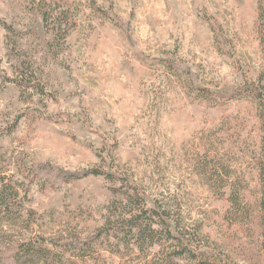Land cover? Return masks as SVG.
Listing matches in <instances>:
<instances>
[{
	"label": "rangeland",
	"instance_id": "rangeland-1",
	"mask_svg": "<svg viewBox=\"0 0 264 264\" xmlns=\"http://www.w3.org/2000/svg\"><path fill=\"white\" fill-rule=\"evenodd\" d=\"M38 1L0 0V175L26 190L0 225L5 253L29 239L89 238L136 194L146 210L166 206L175 224L198 228L190 239L208 257L264 264L255 226L227 222L226 196L209 189L233 185L250 208L259 197L257 110L228 98L259 70L258 0H76L64 41L43 27ZM44 164L113 177L23 182ZM154 228L161 245L144 253L122 235L94 249L107 263L185 264Z\"/></svg>",
	"mask_w": 264,
	"mask_h": 264
},
{
	"label": "trees",
	"instance_id": "trees-1",
	"mask_svg": "<svg viewBox=\"0 0 264 264\" xmlns=\"http://www.w3.org/2000/svg\"><path fill=\"white\" fill-rule=\"evenodd\" d=\"M94 3V2H93ZM39 12L43 27L54 38H61L63 41L76 27V0H39ZM255 31L260 48V66L253 84L243 86L232 93L228 98L231 100L245 99L254 103L257 110L259 122V141L256 156L252 158L253 164L259 177V197L255 205L245 203L240 190L235 186L224 182L215 181L210 191L221 196H226L228 210L225 212L226 221L244 228L254 225L258 232V241L264 249V0H258L256 5ZM92 9L94 5L91 6ZM17 74L24 83L29 76L24 72ZM32 76V75H31ZM25 87H31L24 83ZM204 96L203 93L200 94ZM53 173L57 179L69 183L84 179L89 176L113 177L111 174H104L97 170H90L84 173H74L53 169L47 164L38 165L33 173L20 174L23 182L33 183L41 174ZM19 183L13 180L12 176L0 175V225L5 221L15 219L16 213L22 210L26 198V190H22ZM247 187H243L246 191ZM24 192L21 196V192ZM226 191H228L226 193ZM226 193V194H225ZM125 195L124 202H120L108 213L105 224L97 230L96 234L83 240H65L36 238L22 241L15 244L13 249L8 250L0 244V264H124L120 262L107 263L101 260V256L94 249V246L103 238L114 235L122 239V245L127 250L130 244L134 243L139 253H144L159 244L156 236L157 230L154 225L164 229L165 241L171 240L175 244L176 251L173 258L185 261V264H229L228 261L221 262L218 259L208 257L199 244L190 239H200L198 228L181 226L175 224L168 214L166 206L156 204V209L146 210L138 202L137 195ZM245 207L243 213L236 209L239 206ZM118 207V208H117ZM128 209V210H127ZM114 211V212H113ZM155 218L159 219L155 222ZM113 237V236H112ZM121 237V236H120ZM117 239V238H116ZM204 241V240H203ZM201 247H206L204 242Z\"/></svg>",
	"mask_w": 264,
	"mask_h": 264
}]
</instances>
